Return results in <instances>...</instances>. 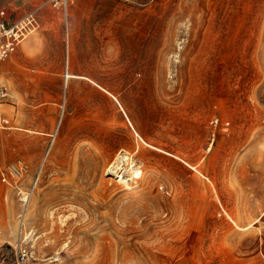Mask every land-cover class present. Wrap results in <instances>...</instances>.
<instances>
[{
  "label": "rangeland",
  "instance_id": "obj_1",
  "mask_svg": "<svg viewBox=\"0 0 264 264\" xmlns=\"http://www.w3.org/2000/svg\"><path fill=\"white\" fill-rule=\"evenodd\" d=\"M3 9L0 264H264V0Z\"/></svg>",
  "mask_w": 264,
  "mask_h": 264
},
{
  "label": "built area",
  "instance_id": "obj_2",
  "mask_svg": "<svg viewBox=\"0 0 264 264\" xmlns=\"http://www.w3.org/2000/svg\"><path fill=\"white\" fill-rule=\"evenodd\" d=\"M56 6L69 13V7L74 0H53ZM41 27L40 14L37 9L31 10L22 17L16 18L14 14L3 9L0 17V62L6 61L14 56L20 49L22 43ZM4 92L2 96L6 95ZM220 119H216L218 125ZM228 125L230 122H226ZM10 119L0 111V125L9 126ZM215 135L213 136V142ZM4 181L7 177H3Z\"/></svg>",
  "mask_w": 264,
  "mask_h": 264
},
{
  "label": "bare ground",
  "instance_id": "obj_3",
  "mask_svg": "<svg viewBox=\"0 0 264 264\" xmlns=\"http://www.w3.org/2000/svg\"><path fill=\"white\" fill-rule=\"evenodd\" d=\"M69 76H72L71 74H69ZM75 76V75H74ZM118 99V98H117ZM35 132V131H34ZM127 155V154H126ZM124 156L123 157V159H122V161L124 162V164L121 166V168H122V170L119 172L120 173V176H122V179L125 177L124 175H123V171H124V169H125V164H127V163H129L130 165V167H132V169H133V171H134V173H137V170L134 168L135 167V165H134V162L133 161H131L129 158H127V156ZM129 155V154H128Z\"/></svg>",
  "mask_w": 264,
  "mask_h": 264
}]
</instances>
